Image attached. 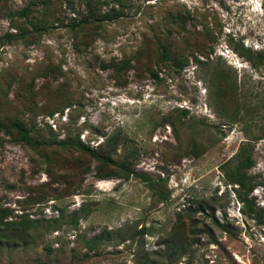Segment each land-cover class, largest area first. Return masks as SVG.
Returning <instances> with one entry per match:
<instances>
[{
    "label": "rangeland",
    "instance_id": "rangeland-1",
    "mask_svg": "<svg viewBox=\"0 0 264 264\" xmlns=\"http://www.w3.org/2000/svg\"><path fill=\"white\" fill-rule=\"evenodd\" d=\"M93 4L121 15L97 22ZM83 16L90 27L66 25ZM32 18L45 29L3 41ZM157 39L184 65L162 63ZM215 72L236 86L226 104ZM14 119L47 143L0 131V217L57 222L0 240V264H264V212L245 214L224 173L244 144L264 210V0H0V121ZM114 134L117 171L51 143Z\"/></svg>",
    "mask_w": 264,
    "mask_h": 264
},
{
    "label": "trees",
    "instance_id": "trees-1",
    "mask_svg": "<svg viewBox=\"0 0 264 264\" xmlns=\"http://www.w3.org/2000/svg\"><path fill=\"white\" fill-rule=\"evenodd\" d=\"M91 2H94V0H90ZM40 1H33L26 6L19 9L16 14H14L15 17L22 18L24 21L28 20L35 12V7L37 3ZM92 9L89 10V13L91 15H96L97 22H100V20H112L118 17L120 12H109L104 11L100 12L99 9L96 7L95 4L92 5ZM39 17V16H38ZM170 19L173 21H176L175 23H178V21L182 20V16L179 13H174V15L169 14ZM186 17H189V14L186 13ZM34 18L30 19L27 29H22L20 26H15L16 31L14 32H6L3 34L2 39L5 42L10 41H17V40H26L27 37L33 36L35 33L40 32L41 30L45 29L44 26H41L38 20H33ZM36 19V18H35ZM184 19V18H183ZM185 20V19H184ZM91 18L88 16L80 17L79 19H72L69 21L66 25L71 29L79 31L78 28H88L92 24ZM184 26H181V29ZM97 28V27H96ZM184 29V28H183ZM157 48L159 50V59L162 63H169L172 62L174 65H184L185 60L184 59H176L173 58V54H175V50L173 51L170 46L164 41L156 40ZM172 50V51H171ZM243 56H245L253 65L258 66L257 61L262 59V56L254 55L251 53V51L247 50L243 53ZM216 85L218 89L217 96L219 98V101L223 104H226L230 101H232V94L233 91L236 90L235 84L232 82H229V80L222 75V73H216ZM28 89L31 87L27 86ZM230 100V101H229ZM235 112H238L239 108L233 106ZM247 108V107H243ZM0 131H3L7 135H10L14 141L21 142L24 145L27 146H33L37 147L40 145H45L47 142L38 139L35 136L34 126H28L24 120L20 119H14L10 123H5L0 121ZM117 136L114 134L112 136H109L106 138L104 145H101L98 149H94L90 147L89 145H86L85 143L81 142L79 138H65L63 140H53L51 143L60 145V146H66V147H72L76 149L79 152H85L89 154L91 157L95 158L97 162L105 165V166H111L110 170L117 171L118 169H122V166H124V163H116L113 159V154L116 152L117 148ZM194 141V140H193ZM118 143V141H117ZM104 148L105 151H103ZM191 152L194 154V156L199 155V146L196 143H193L191 146ZM249 152L244 146V144L240 147L237 154L235 155L234 159L232 160L231 165H225V176L226 179L229 181L230 184H235L236 187L234 188L235 195L238 198L240 202L243 203V206L245 208V214L252 215L253 217L257 219H261V215L263 214L264 210L259 207H254L252 201L248 199V195L251 192V190L257 185V182L254 180L252 176H250L247 172V170L252 166L253 162L251 159V156H249ZM132 172L125 170L123 172L124 177H127ZM134 174V173H133ZM138 177H140L151 189H153L152 184L148 181L149 179L142 174H135ZM262 185H264V182H261ZM1 210L0 212H2ZM5 216L3 215L0 217V240L6 241V242H14L17 243L21 240L31 239V231L36 230L38 228H41V222H46L48 225H53L57 222L56 219L51 220H39V219H30L28 217L19 215L17 219L14 220H4ZM75 222V221H74ZM96 238H93L91 241V244L88 245L89 249H92L96 243ZM175 238L172 237L169 240L168 246L169 248L172 247L175 248Z\"/></svg>",
    "mask_w": 264,
    "mask_h": 264
}]
</instances>
